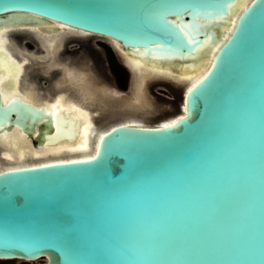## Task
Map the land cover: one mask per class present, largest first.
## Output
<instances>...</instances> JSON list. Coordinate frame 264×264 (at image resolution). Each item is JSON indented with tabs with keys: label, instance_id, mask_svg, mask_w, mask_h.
<instances>
[{
	"label": "water",
	"instance_id": "1",
	"mask_svg": "<svg viewBox=\"0 0 264 264\" xmlns=\"http://www.w3.org/2000/svg\"><path fill=\"white\" fill-rule=\"evenodd\" d=\"M240 4L0 0V27L66 25L136 59L172 63L177 76L208 61L234 22L194 85L159 80L180 92L176 106L147 92L156 108L145 121L179 115L175 126L111 117L84 159L0 171V261L264 264V0H251L233 21ZM58 111L3 105L0 94V137L19 130L34 149L78 147L82 127ZM0 164L9 163L0 156Z\"/></svg>",
	"mask_w": 264,
	"mask_h": 264
},
{
	"label": "bare ground",
	"instance_id": "2",
	"mask_svg": "<svg viewBox=\"0 0 264 264\" xmlns=\"http://www.w3.org/2000/svg\"><path fill=\"white\" fill-rule=\"evenodd\" d=\"M251 0H241V4L235 9L232 20L235 21L236 17L242 11ZM37 30L35 33L37 37H40L43 41L45 48L42 46L46 53V57H41L40 61L47 67H52L53 62L58 60V55L62 50V42L66 40L73 32L65 29L64 27L53 24L47 21L35 22ZM24 25V24H22ZM27 26V25H26ZM234 26V22L225 29L224 38L216 45L210 47L208 61L200 62L194 69H187L185 73L177 76L173 73L172 63L165 64L164 66L157 63H148L130 56L119 43L109 41L113 48L118 52V55L124 60V64L130 69L132 73V88L127 96L123 98L122 93L116 89L107 88L105 98H110V103L113 101L117 104V107H112L110 111V103L104 100L101 96L95 94V90H98L100 86L95 82L89 73L76 70L75 68L67 69L62 79L63 81L58 83L59 91L56 100L51 98H44L40 96L35 89L31 86H26L24 83L25 75L28 67L33 64L30 57L24 53L28 52L24 49L17 48L15 41H13L12 34L13 28L10 25L0 27V62H2V68H0V91L4 95V101L11 100L14 97H20L24 101H27L37 107H44L47 112L55 114L59 112L57 109L52 108L53 104H56L59 100L62 110L67 114H73V121H77L85 117V121H78L79 128L83 131V137L80 136L79 141L81 144L73 148L68 142H61L58 145L52 147L46 146L43 149H34L31 143L26 139L21 131L14 130L12 135L4 134L0 137V156L6 158L9 163L6 167L1 166L0 171L4 169H13L28 167L34 165H40L51 162L68 161L76 159H84L97 145L99 137L106 131L107 128H102L101 123L98 124L96 119L99 115H103L112 112L111 117L123 116L130 117L124 119L117 124H132V123H145L143 117L152 115L156 108V103L148 97V86L150 83L159 80H167L176 82V84L186 85L185 88H189L194 85L207 71L211 58L219 48L221 42H223L231 32ZM22 27V26H21ZM25 27V26H24ZM32 27V26H31ZM29 26V28H31ZM7 29V31H3ZM17 29V28H16ZM20 29V25H19ZM27 29V28H26ZM34 30V26L32 27ZM31 30V29H30ZM16 33V32H15ZM35 55L33 53H29ZM54 60L53 62L51 60ZM51 61V63L48 61ZM57 64V63H56ZM63 64V63H62ZM64 68L67 64H64ZM19 66V67H18ZM60 66V63L59 65ZM57 67V66H56ZM63 67V65H62ZM55 68V67H54ZM49 70V68H47ZM53 70V69H51ZM64 70V69H63ZM30 74V73H29ZM18 76V78H17ZM103 88V87H102ZM99 91V90H98ZM57 93V92H56ZM97 93V92H96ZM132 95L129 97V95ZM55 95V94H54ZM104 97V96H103ZM112 102V103H113ZM95 103H99L97 109ZM111 103V104H112ZM115 105V104H114ZM105 115V116H106ZM104 116V117H105ZM173 118H168L158 122L156 125L170 124ZM70 117V116H68ZM110 117V118H111ZM143 118V119H142ZM103 119V118H102ZM109 120V119H108ZM102 121V120H101ZM82 123V124H81ZM13 135L17 136V140L20 143L17 151L12 150V145L9 140L14 139ZM21 135V136H20ZM8 139V141H5Z\"/></svg>",
	"mask_w": 264,
	"mask_h": 264
},
{
	"label": "flooded vegetation",
	"instance_id": "3",
	"mask_svg": "<svg viewBox=\"0 0 264 264\" xmlns=\"http://www.w3.org/2000/svg\"><path fill=\"white\" fill-rule=\"evenodd\" d=\"M27 25V26H26ZM22 26V27H21ZM25 26V27H24ZM29 26L33 27L34 30L29 28ZM16 27V26H15ZM36 24H24L19 25L16 28H13L15 30L14 33L12 34L13 41H15V45L18 46L17 48H20L21 50L24 49L28 51L29 53H33L35 55H29L28 52H25L24 54L33 61V64L28 67V70L26 72V77L24 83L26 86H31L35 89V92H37L40 96H43L44 98H48L52 100L53 98L56 100L58 97V83L63 81V77L65 75V72L67 69H72L75 68L83 70L86 73H89L93 79V82L97 83L100 88L98 90H95V94L101 96L106 102L110 103V98H105L106 96V91H104L107 88H102V85H106L107 87L111 89H116L119 91H122L125 87L121 86L120 83V75L117 74V72L114 70V65L118 66L119 68L122 69L123 71V77H124V82L126 84V74H129L130 79H129V88L130 89V82H131V71L125 66L124 62H122L118 55L116 57L115 51L113 50L112 45L110 46V49L108 46H105L106 48V53H107V59H108V65L110 68V74L107 72L105 67L102 64V58L101 55L95 51L91 44L87 43L86 41L88 37H81L78 35H69L64 43L63 49L58 55V60H51L53 62V66L47 67L48 65H44L42 62L45 61H40L41 57H46V54L44 56H41L43 52H45L42 49V46L45 48L43 41L40 37H37L35 31L37 30ZM27 28V29H26ZM31 29V30H30ZM36 29V30H35ZM39 34H41L39 30H37ZM16 32V33H15ZM82 42V45H80L77 48H74L78 45V43ZM47 53V52H46ZM70 55V57H68ZM51 61H48L51 63ZM46 63V62H45ZM57 63V64H56ZM60 63V66H58ZM63 63V64H62ZM64 64H67V67L64 68ZM63 65V67H62ZM57 66V67H56ZM55 67V68H54ZM72 67V68H70ZM49 68V70H47ZM53 69V70H51ZM64 69V70H63ZM30 73V74H29ZM64 74V75H62ZM63 76V77H62ZM62 77V79H61ZM113 79V80H111ZM113 83V84H110ZM110 85V86H109ZM127 89V90H128ZM57 92V93H56ZM97 92V93H96ZM1 94V104L7 105L11 100L15 99L18 100L22 105L26 106H31L33 108H44V107H37L27 101H24L20 97H14L11 98V100L4 101V95L0 91ZM55 94V95H54ZM104 96V97H103ZM52 98V99H51ZM113 102V101H112ZM111 102V103H112ZM109 104L110 106V111H112V107H117V104L113 102L112 104ZM99 104V103H98ZM95 103V107L97 109H101L100 105ZM115 104V105H114ZM113 112V111H112ZM112 112L109 114H103L99 115V121L98 118L96 119V122L98 124H103L108 119L110 120L112 116ZM103 113V111L101 112ZM106 115V116H105ZM105 116V117H104ZM103 118V119H102ZM102 120V121H101ZM0 264H11L9 261H0Z\"/></svg>",
	"mask_w": 264,
	"mask_h": 264
},
{
	"label": "rangeland",
	"instance_id": "4",
	"mask_svg": "<svg viewBox=\"0 0 264 264\" xmlns=\"http://www.w3.org/2000/svg\"><path fill=\"white\" fill-rule=\"evenodd\" d=\"M89 41L87 40L86 42L91 44L92 48L97 51L100 55H101V58H102V64L103 66L105 67V69L107 70V72L110 74V68H109V65H108V59H107V53H106V48L105 46H108L110 48L111 44L109 43L108 40L106 39H103V38H98V37H88ZM65 43V42H64ZM64 43L62 44V47L64 46ZM80 45H82V42L78 43V45L74 48H77L79 47ZM43 49V48H42ZM63 49V48H62ZM111 49V48H110ZM112 50V49H111ZM114 50V49H113ZM46 54V52H43L41 54V56H44ZM116 57H117V54L115 53ZM68 57H70V55H68ZM79 70V69H77ZM79 71H83V70H79ZM129 79H130V76L129 74H126V84H125V88L122 89V91H128L127 93H129ZM113 80V79H111ZM110 84H113V83H110ZM101 86V85H100ZM110 86V85H109ZM103 88H108L106 85H102ZM128 89V90H127ZM148 91L150 93V95L152 97H155V94L160 92L161 94H163L165 97H168L170 99H173L175 101H171L168 103V101H164L163 99H158L157 97H155L156 101L158 100V102L160 104H163V105H166V106H176L178 103H179V98H180V92H177V90L169 83H166V82H161V81H154L152 83L149 84L148 86ZM132 95L130 94L129 97H131ZM105 114V112H103ZM127 118H130V117H125L123 118L124 119H127ZM143 119V118H142ZM85 121V117L84 119L81 118V119H78L77 121ZM145 121V119H143ZM76 121V122H77ZM122 121V120H121ZM149 124H156L159 122L158 119H151V120H146ZM145 121V122H146ZM120 122V121H119ZM14 133V131H13ZM13 133L11 134H8V135H12ZM22 135V133H21ZM20 135V136H21ZM83 131L81 132V137H83ZM24 136V135H23ZM12 137H15L14 139H11L9 140V142H11V145H12V150L14 151H17L18 148L20 147L19 146V142H18V138L17 136L13 135ZM5 141H8V139H6ZM11 264H20L18 261H12L10 262Z\"/></svg>",
	"mask_w": 264,
	"mask_h": 264
},
{
	"label": "snow or ice",
	"instance_id": "5",
	"mask_svg": "<svg viewBox=\"0 0 264 264\" xmlns=\"http://www.w3.org/2000/svg\"><path fill=\"white\" fill-rule=\"evenodd\" d=\"M244 2H246V0H244ZM173 23H175V21H174ZM62 27H67V26H66V25H62ZM3 31H7V29H4ZM185 35H188V33H185ZM190 42H191V41H190ZM18 67H19V66H18ZM0 68H2V62H0ZM17 78H18V76H17ZM189 91H191V89H189ZM52 108L57 109V110H62V106L60 105L59 100L57 101L56 104H53V105H52ZM185 111H187V106H185ZM50 114H51V113H50ZM180 119L182 120V119H184V117H181ZM176 123H178V121H173L172 123H170V124H165V125H163L162 127H164V128H171V127L175 126ZM58 130H59V129H58ZM114 131H115V130H114ZM49 139H51V137H49ZM93 159H94V157H93Z\"/></svg>",
	"mask_w": 264,
	"mask_h": 264
},
{
	"label": "trees",
	"instance_id": "6",
	"mask_svg": "<svg viewBox=\"0 0 264 264\" xmlns=\"http://www.w3.org/2000/svg\"><path fill=\"white\" fill-rule=\"evenodd\" d=\"M114 70L117 72L118 75H120V83L122 87H125L124 77H123V71L118 66L114 65Z\"/></svg>",
	"mask_w": 264,
	"mask_h": 264
}]
</instances>
